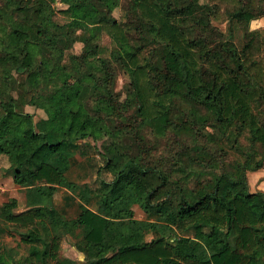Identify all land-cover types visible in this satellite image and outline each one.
Segmentation results:
<instances>
[{
    "label": "trees",
    "instance_id": "trees-1",
    "mask_svg": "<svg viewBox=\"0 0 264 264\" xmlns=\"http://www.w3.org/2000/svg\"><path fill=\"white\" fill-rule=\"evenodd\" d=\"M60 1L65 8L0 4V156L27 205L16 210L12 198L2 206L26 248L0 245V264H264V191L248 180L264 167V27L251 26L264 0H131L140 40L156 29L152 58L112 15L119 0ZM101 32L120 47L98 42ZM76 41L81 53L71 51ZM113 59L131 76L136 126L157 134L174 126L193 138L175 167L124 151L127 125L117 119L133 99L117 98ZM35 97L43 100L38 118L25 108ZM105 137L113 178L97 186L70 179L74 154ZM60 187L77 201L72 217L54 202ZM67 234L85 259L62 256Z\"/></svg>",
    "mask_w": 264,
    "mask_h": 264
},
{
    "label": "rangeland",
    "instance_id": "rangeland-1",
    "mask_svg": "<svg viewBox=\"0 0 264 264\" xmlns=\"http://www.w3.org/2000/svg\"><path fill=\"white\" fill-rule=\"evenodd\" d=\"M3 1L4 0H0V4L3 3ZM54 5L57 8L66 7V5L60 0H56ZM225 8L226 6L222 5V9L224 10ZM197 9L198 7L191 8L190 13ZM112 15L122 23L128 24V26H126V32L129 40L133 44L137 41H140V43L143 41V50L150 58H152V47H156L160 43L157 37H155L156 29L155 27L150 28L151 34L141 32L142 35H148V39L145 41L140 40V31L137 28L139 25H137V23L134 24L133 22L136 21V17L132 9V1L119 0V4L112 11ZM58 16H60L64 21H69V19L63 14L59 13ZM178 20L181 24H186L188 22V17L181 16ZM216 23L223 29L226 26L225 22ZM77 32L79 33L81 30H77ZM239 37H242V33L234 31L232 38L234 40H238ZM97 41L107 44L112 48L120 47V44L115 37L104 32H101L98 35ZM83 49L84 45L81 41H76L71 47V51L76 53H81ZM112 64L115 68L114 89L117 98L121 101L133 99L130 106L123 111V117L117 119L120 124L121 121H123L127 125L124 127V131H122L119 136L120 141L124 145V151L140 156L148 164L160 165L166 169L175 167V161L178 159L179 151H181L185 143L193 141V138L188 136L186 133H178V130L174 126L169 127L164 134H157L152 126L147 124L144 126H136L140 121V118H137L138 103L136 100L135 90L131 84V76L127 69L122 67L118 60L113 59ZM72 82L73 79L67 80V84H71ZM1 95L2 94H0V97ZM90 100L93 102L92 98ZM177 104L179 105L178 108L186 107V103L182 104L180 100L177 101ZM42 106L43 100L35 97L32 99V104H27L25 108L28 111L34 112L36 114V118H38L40 115L44 114ZM178 108L174 112L176 120V113H180ZM207 128L211 131L213 130L211 126H208ZM105 139H108V137L99 140L96 146H82L87 155H83L80 152H76L74 154L71 167L67 173L70 179L76 181L77 183L89 182L92 186H97L99 185L101 178L107 180H111L113 178V173L106 166L105 157L103 155V142ZM108 140H105V142ZM8 166L9 162L7 158L5 156H0V245L2 248L17 247L16 249L23 254L26 246L24 248H18L21 234L16 228L8 225L2 206L4 202L9 201L12 198H16L18 201V208H16V210L25 209L27 207L26 193L25 189L17 185L14 182L12 175L7 172ZM207 169L210 170L213 168L208 167ZM67 193H69V191L66 188L60 187L54 195V202L59 209H62L65 212V216L72 217L76 215L79 208L76 200L73 201L65 199V195ZM136 216L139 218H148V215L145 214L139 207H136ZM43 234L45 238H49V235L46 232ZM61 254L62 256L69 257L74 260L85 259V254L73 244V238L70 234L64 235Z\"/></svg>",
    "mask_w": 264,
    "mask_h": 264
},
{
    "label": "crops",
    "instance_id": "crops-1",
    "mask_svg": "<svg viewBox=\"0 0 264 264\" xmlns=\"http://www.w3.org/2000/svg\"><path fill=\"white\" fill-rule=\"evenodd\" d=\"M253 28L264 27V16L253 19L251 21ZM248 180L251 191L263 190L264 191V167L248 172Z\"/></svg>",
    "mask_w": 264,
    "mask_h": 264
}]
</instances>
